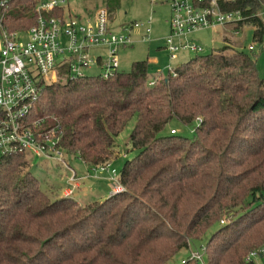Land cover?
Returning a JSON list of instances; mask_svg holds the SVG:
<instances>
[{
  "label": "trees",
  "instance_id": "obj_1",
  "mask_svg": "<svg viewBox=\"0 0 264 264\" xmlns=\"http://www.w3.org/2000/svg\"><path fill=\"white\" fill-rule=\"evenodd\" d=\"M38 2L0 0V27L28 29ZM263 4L219 0L257 43ZM116 6L106 1L109 16ZM229 48L196 54L166 77L150 79L142 59L107 78L61 74L46 83L28 121L37 139L53 131L63 157L97 166L134 118L133 157L120 170V192L78 203L44 191L28 155L0 154V264H166L206 235L207 264H244L264 245V76L255 56ZM173 120L195 125L192 136L168 129Z\"/></svg>",
  "mask_w": 264,
  "mask_h": 264
},
{
  "label": "built area",
  "instance_id": "obj_2",
  "mask_svg": "<svg viewBox=\"0 0 264 264\" xmlns=\"http://www.w3.org/2000/svg\"><path fill=\"white\" fill-rule=\"evenodd\" d=\"M68 1L39 0L35 24L26 30L7 31L0 27V154L21 153L35 157V160L37 155L49 158L56 155V160L70 172L68 180H74L75 173L63 160V152L57 146L58 137L50 131L43 139H37L28 124L29 115L45 84L56 82L61 74L69 79H77L87 74L85 68L96 65L101 78L113 75L118 64L115 57L117 50L132 45V41L128 35L110 30V16L106 7L97 9L91 16L88 13L77 15L70 13ZM167 3L170 8V32L164 38V48L171 57H175L180 50L196 54L202 52L201 45L186 40L189 33L214 24H235L242 20L238 11L221 10L219 0H167ZM54 10L59 13L43 14ZM149 33L150 28L146 27L143 39H148ZM24 36L27 37L26 41L21 42ZM98 45H106L108 56L105 60L101 53L95 57L90 55L91 47ZM248 48L252 49V46ZM149 84L152 85L153 81H149ZM38 124L39 120H34L31 125ZM29 160L34 165L33 160ZM108 166L109 163L105 162L94 167L103 170ZM111 180L114 182L111 193L120 192L123 187L114 170ZM189 247L190 244L187 246L189 256L180 263L195 260L204 264L202 254L191 251ZM202 250L205 251V247ZM263 253L264 245L251 250L244 258V264H258L255 258H261Z\"/></svg>",
  "mask_w": 264,
  "mask_h": 264
},
{
  "label": "rangeland",
  "instance_id": "obj_3",
  "mask_svg": "<svg viewBox=\"0 0 264 264\" xmlns=\"http://www.w3.org/2000/svg\"><path fill=\"white\" fill-rule=\"evenodd\" d=\"M107 0H69L68 9L71 14L83 15L93 14L97 9L105 8ZM117 1V6L110 13L109 28L116 34H124L130 37L132 45L120 47L116 52L118 61L117 69L128 72L131 64L136 60L148 59L150 62L149 78L154 79V76L166 77L169 71L176 68L185 59H190L196 53L188 50H180L175 57H171L169 52L164 48V38L169 35L170 28L168 20L170 17V8L167 0H114ZM88 10V11H87ZM261 19L264 23V4L261 10ZM91 16V15H90ZM145 21V22H141ZM141 22V23H140ZM143 23V24H142ZM142 24V25H141ZM150 28L148 39H143L145 28ZM239 27V28H238ZM253 29L250 24L243 23L238 26L236 23L214 24L208 28L195 30L189 33L186 37L187 41H193L203 47L199 55H205L212 51L218 50L225 43L229 45L227 52H232L233 49H241L250 55L256 57V68L260 77L264 76V36L260 43L252 40ZM27 37H23L21 42H25ZM226 39L227 42L224 41ZM253 45V50H249V46ZM234 47V48H233ZM97 53H101L102 59L107 58L106 45L93 46L90 49V55L95 57ZM87 74L96 75L99 68L92 65L90 68H85ZM153 81V80H152ZM135 119L131 118L123 129L115 136V152L109 163L108 169H96L94 166L86 167L81 164L78 158L64 155L63 160L75 173L74 180L70 178V172L67 171L61 162H58L56 155L53 158L37 155L29 157L33 160L31 172L39 180L40 187L48 192L51 196L63 194H72V198L78 203H82L81 197L91 199L98 197L102 191L106 192V188L112 186L114 182L111 180L112 170L115 171L116 178L119 177L120 170L127 159L133 157L129 136L133 129ZM182 126L176 120H173L168 129H175L177 133L184 136H192L193 127ZM105 182H95L91 178H101ZM79 178L80 187H79ZM84 179V181L82 180ZM79 187V188H78ZM74 188V189H72ZM51 189V190H50ZM111 189V190H112ZM89 197V198H88ZM225 219V218H224ZM226 220V219H225ZM227 221V220H226ZM209 235L204 236L196 242L190 243L191 251H199L202 254L204 264H207V259L202 247H205ZM189 256L188 248L180 249V251L166 264H180L183 257ZM258 264H264V253L261 258H255Z\"/></svg>",
  "mask_w": 264,
  "mask_h": 264
},
{
  "label": "crops",
  "instance_id": "obj_4",
  "mask_svg": "<svg viewBox=\"0 0 264 264\" xmlns=\"http://www.w3.org/2000/svg\"><path fill=\"white\" fill-rule=\"evenodd\" d=\"M88 11V10H87ZM88 14H90V12L88 11L87 12ZM91 15V14H90ZM186 60H188V58L187 59H185V60H183L181 63H183L184 61H186ZM80 161V160H79ZM81 162V164H83V165H85L86 167H88V165L86 164V163H84L83 161H80ZM100 177L101 178H91V179H94L95 180V182H105L106 180L100 175ZM80 180H81V178H79V187H80ZM83 181H84V179H82ZM78 187V188H79ZM112 189V186H110L109 188H106V192H104V191H102L101 193V195H99L98 197H91V199L89 198V199H85V198H83V197H81V200H82V203H84V202H87V201H90V200H102V199H104V198H107L108 196H109V194L111 193V190ZM61 195L63 194V193H60ZM183 258H185V257H183ZM182 258V259H183ZM181 259V260H182ZM181 262V261H180ZM181 264V263H180Z\"/></svg>",
  "mask_w": 264,
  "mask_h": 264
}]
</instances>
